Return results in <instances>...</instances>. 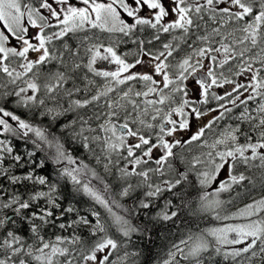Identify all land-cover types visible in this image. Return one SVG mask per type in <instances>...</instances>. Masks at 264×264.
<instances>
[{"label":"snow or ice","instance_id":"1","mask_svg":"<svg viewBox=\"0 0 264 264\" xmlns=\"http://www.w3.org/2000/svg\"><path fill=\"white\" fill-rule=\"evenodd\" d=\"M182 185L159 264H264V0H0V264H139Z\"/></svg>","mask_w":264,"mask_h":264},{"label":"trees","instance_id":"2","mask_svg":"<svg viewBox=\"0 0 264 264\" xmlns=\"http://www.w3.org/2000/svg\"><path fill=\"white\" fill-rule=\"evenodd\" d=\"M209 106H214V102L212 105H209ZM49 123L50 121H47V120L42 121V124L45 127H47ZM67 146L74 150L73 155H79L81 158L85 159V162L94 163L88 158V153L85 152L82 148H80L79 145L71 144V142H69ZM17 147L22 152L26 150L19 142H17ZM31 147L32 146L29 144L28 148H31ZM37 155L38 157H42L44 156V153L40 152ZM175 163L177 166L183 168V165L179 164L178 161ZM53 167L54 166L49 162L47 163L45 169H40L39 171L54 174ZM191 179L195 180L194 174L191 177ZM111 182L114 186V189L116 191H119V186L117 182L114 179ZM181 187H186V190H187V195L185 197H182L181 199H190L192 201L191 206L182 209L181 216L176 221L175 227L171 226V222H169V225L167 228H165V226L163 225H156L155 227H153L151 224H149V227L152 229L151 238L139 237L137 240L136 247L141 252V255L137 258L139 264H158L160 258L165 254L168 244L172 240L178 239L179 236L187 232L189 228L195 229L197 226L201 228L214 226L215 221H212L209 217L192 215V212L195 210L197 206L198 193L201 190L197 186H194V185H189V186L182 185ZM213 187H215V185H213ZM63 191L67 199L72 200L73 191L71 189V185H67L63 189ZM240 194H241V197L244 196L243 189L240 190ZM137 195H138L137 193H133L129 197H125L121 199L120 203L124 205L125 207L131 206L135 202ZM222 196L223 198L227 199L229 194L224 193L222 194ZM75 199L79 202L78 206L82 209L87 208L90 204V201H87L86 198L82 199L78 195L75 196ZM179 202L180 200H177V203ZM99 210L101 211L102 214L107 215V213L105 212L103 208H99ZM145 223H147L146 220H145ZM87 231L88 230L81 228V232L84 235H87Z\"/></svg>","mask_w":264,"mask_h":264},{"label":"rangeland","instance_id":"3","mask_svg":"<svg viewBox=\"0 0 264 264\" xmlns=\"http://www.w3.org/2000/svg\"><path fill=\"white\" fill-rule=\"evenodd\" d=\"M211 115H216V113H211L210 116H211ZM210 116H205V117H203V118H202L203 121H204V122H207L208 119H210ZM193 131H195V127H193ZM222 175H223V173H222ZM242 197H243V196H242ZM238 203H239V201H238ZM87 208H88V207H87ZM87 208H84V210L86 211ZM81 228L88 230L85 226H81ZM158 264H159V263H158Z\"/></svg>","mask_w":264,"mask_h":264},{"label":"flooded vegetation","instance_id":"4","mask_svg":"<svg viewBox=\"0 0 264 264\" xmlns=\"http://www.w3.org/2000/svg\"><path fill=\"white\" fill-rule=\"evenodd\" d=\"M217 91H219V92H223V89H219V90H217Z\"/></svg>","mask_w":264,"mask_h":264}]
</instances>
